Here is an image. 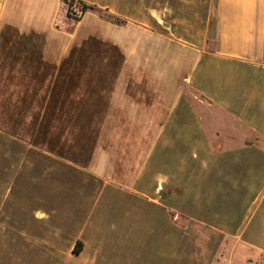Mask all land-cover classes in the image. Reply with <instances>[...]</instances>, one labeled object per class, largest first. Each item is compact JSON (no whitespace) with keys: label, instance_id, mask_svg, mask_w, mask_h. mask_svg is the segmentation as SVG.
<instances>
[{"label":"crops","instance_id":"1","mask_svg":"<svg viewBox=\"0 0 264 264\" xmlns=\"http://www.w3.org/2000/svg\"><path fill=\"white\" fill-rule=\"evenodd\" d=\"M79 1L121 24L0 0V218L41 171L144 193L106 200L131 220L118 257L104 214L38 210L0 229V264H264V0ZM224 120L250 128L240 149Z\"/></svg>","mask_w":264,"mask_h":264},{"label":"rangeland","instance_id":"2","mask_svg":"<svg viewBox=\"0 0 264 264\" xmlns=\"http://www.w3.org/2000/svg\"><path fill=\"white\" fill-rule=\"evenodd\" d=\"M212 48V46H209ZM191 99L194 98V94L191 91L186 93ZM194 95V96H193ZM197 99H201L199 96ZM197 99H194L195 103H199ZM220 120H203L201 123V128L203 133L206 136L211 135L215 137L217 134L213 131V126L217 125ZM226 123L231 124V128L236 132L234 133L238 138H235L236 147L234 149H240V145L243 144V141L240 140L244 137V135L250 133V128L246 125V123L240 122L239 120L236 122L235 120H224ZM236 124V125H235ZM230 128V126H228ZM228 133V132H224ZM213 137V138H214ZM256 141L260 139L256 136L254 137ZM258 139V140H257ZM260 142V141H259ZM176 156V154H173ZM156 160L154 157L153 161ZM171 164V163H170ZM155 164H153L154 166ZM173 165L177 166L176 159H173ZM16 171V166H15ZM35 174L38 172L37 170H32ZM36 171V172H35ZM50 171H41L39 174L46 173V175L38 176L31 175L28 179H26L23 183H20L18 187L13 189L12 196H14L16 203H10L7 207L2 206V212H8L11 214H15V220L9 221L3 214H1L0 218V229L1 228H9L10 230L14 229L16 231L33 229L38 224L35 221H30L29 219L21 220L23 215L32 214L36 211H44L46 213H59L62 218H69V214L75 215L77 218V222L82 225V222L87 220L86 218H91V214L93 212L94 216L103 215V220L109 221V232L105 238L104 251L109 255L115 256L111 251L110 247L113 248L116 253L115 257H118L119 252V231L127 227L131 224L130 216L124 210L123 205L119 206L118 204L108 203L106 200L108 198L119 199V201H123L124 199L128 200L130 198H137V193H144L140 190L141 185L135 186L134 188H130L127 190L121 189L120 193L114 191H107L106 189L99 188L98 184L93 182H86L85 179H80L79 176H73L69 178L67 181L63 182H55L53 179L50 180L47 175H49ZM46 177V178H45ZM84 183H87L84 184ZM82 194H85L87 197L93 198L92 203L90 205L87 203H82L78 206V199ZM97 197V198H96ZM96 198V200H94ZM92 208V211L90 210ZM4 210V211H3ZM18 214H21L19 217ZM144 216H141L140 222L148 225V219H144ZM100 218H102L100 216ZM69 222V221H67ZM41 224L40 222H38ZM65 221L63 222V224ZM80 231V230H79ZM144 245L149 246V241H144Z\"/></svg>","mask_w":264,"mask_h":264},{"label":"trees","instance_id":"3","mask_svg":"<svg viewBox=\"0 0 264 264\" xmlns=\"http://www.w3.org/2000/svg\"><path fill=\"white\" fill-rule=\"evenodd\" d=\"M76 4L80 5L82 15L80 17H75L74 18L72 16V14H71V10H72L73 6L76 5ZM62 5H63V7L65 9L66 15L69 18H71V19H73L75 21L79 20L83 16V14L86 13V12H95V13L98 14V16L101 19H104L106 21H110L111 23H114L116 25L121 24V21L119 19H117L116 17H113V16L109 15L106 12L98 10L97 8H95L93 6H89V5L83 4L79 0H62ZM81 250H82V244L80 242H77L75 247H74V249H73V253L74 254H79Z\"/></svg>","mask_w":264,"mask_h":264},{"label":"built area","instance_id":"4","mask_svg":"<svg viewBox=\"0 0 264 264\" xmlns=\"http://www.w3.org/2000/svg\"><path fill=\"white\" fill-rule=\"evenodd\" d=\"M71 14L72 16L75 18V17H80L82 15V12H81V7L79 4H76L73 6L72 10H71Z\"/></svg>","mask_w":264,"mask_h":264}]
</instances>
